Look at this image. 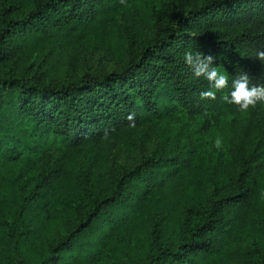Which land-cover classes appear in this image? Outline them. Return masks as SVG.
<instances>
[{"label": "trees", "instance_id": "1", "mask_svg": "<svg viewBox=\"0 0 264 264\" xmlns=\"http://www.w3.org/2000/svg\"><path fill=\"white\" fill-rule=\"evenodd\" d=\"M140 6L152 35L122 68L76 76L72 50L51 58L56 34L104 44L107 26ZM0 0V169L43 151L71 146L168 115L177 105L216 121L244 122L252 151L240 168L209 173L193 149H154L96 192L65 169L0 177V264H217V252L264 219V104L248 113L201 99L184 53L199 51L230 78L240 71L264 84V0ZM118 52L123 41L115 39ZM134 114V122L127 119ZM211 125L212 122H207ZM252 125V127H251ZM217 177V178H215ZM246 264H264V247H245Z\"/></svg>", "mask_w": 264, "mask_h": 264}, {"label": "rangeland", "instance_id": "2", "mask_svg": "<svg viewBox=\"0 0 264 264\" xmlns=\"http://www.w3.org/2000/svg\"><path fill=\"white\" fill-rule=\"evenodd\" d=\"M166 1L156 0V6L165 8ZM151 35L152 24L144 10L130 5L117 15L113 26H107L104 44L91 38L72 41L64 34H56L47 40L46 49L57 64L64 53L72 50L76 76L86 71L103 76L120 70L127 55L138 51ZM115 39L123 41L118 52L113 47ZM243 125L242 121L226 118L215 121L209 112L189 113L186 107L177 105L162 118L122 127L118 132L108 133L94 141L67 146L50 138L43 151L29 153L27 158L1 168L0 177L8 182L18 173L31 176L42 169L62 168L73 183L81 184L84 180L96 192L104 193L111 188L115 176L162 147L165 151L192 148L194 161L209 173L216 175L224 169L235 176L240 168L239 157L253 148L251 141L254 138L244 135ZM217 136L223 140L221 150L213 145ZM255 243L264 247V219L258 212L242 235L220 247L217 264H246L243 249Z\"/></svg>", "mask_w": 264, "mask_h": 264}, {"label": "clouds", "instance_id": "3", "mask_svg": "<svg viewBox=\"0 0 264 264\" xmlns=\"http://www.w3.org/2000/svg\"><path fill=\"white\" fill-rule=\"evenodd\" d=\"M255 58L264 63V50L257 51ZM213 61L214 57L210 54L204 55L199 51L184 53V62L191 68L194 77H203L209 84L206 90L199 93L202 100H215L217 92L231 87L230 92L222 99L228 104L237 106L241 113L246 114L258 104H264V84H250L249 75L243 71L233 76L229 83V74L226 71H220L214 66ZM127 119L134 122V114L130 113ZM213 145L217 150H221L222 138L217 136Z\"/></svg>", "mask_w": 264, "mask_h": 264}]
</instances>
